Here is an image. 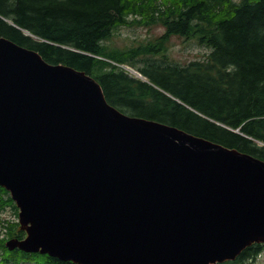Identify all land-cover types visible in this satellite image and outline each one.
Listing matches in <instances>:
<instances>
[{"label": "water", "instance_id": "95a60500", "mask_svg": "<svg viewBox=\"0 0 264 264\" xmlns=\"http://www.w3.org/2000/svg\"><path fill=\"white\" fill-rule=\"evenodd\" d=\"M0 186L27 235L6 246L64 262L217 264L264 242V161L125 115L4 37Z\"/></svg>", "mask_w": 264, "mask_h": 264}, {"label": "trees", "instance_id": "16d2710c", "mask_svg": "<svg viewBox=\"0 0 264 264\" xmlns=\"http://www.w3.org/2000/svg\"><path fill=\"white\" fill-rule=\"evenodd\" d=\"M156 26L164 33L149 42L124 49L108 44L121 27ZM0 37L37 52L48 64L90 76L106 102L130 117L264 161V0H0ZM172 37L212 50L201 61L181 65L166 54ZM113 63L140 65L157 88ZM6 204L14 206L0 186V211ZM23 236L17 223L2 225L4 264H74L5 245ZM263 247L251 244L220 264H247Z\"/></svg>", "mask_w": 264, "mask_h": 264}, {"label": "rangeland", "instance_id": "374dc122", "mask_svg": "<svg viewBox=\"0 0 264 264\" xmlns=\"http://www.w3.org/2000/svg\"><path fill=\"white\" fill-rule=\"evenodd\" d=\"M163 32L164 29L159 26L152 28L121 27L114 33L112 40L108 44L120 49L134 47L140 43L154 40ZM211 50V48L199 46L194 39L186 40L179 37H172L166 54L171 60L185 65L192 61L203 60ZM139 67L140 65H137L135 69H139ZM17 215L18 209L6 204L3 210L0 211V228H2L5 222L16 223L18 221ZM2 232L5 234L3 230ZM261 258L263 260L259 264H264V253Z\"/></svg>", "mask_w": 264, "mask_h": 264}]
</instances>
